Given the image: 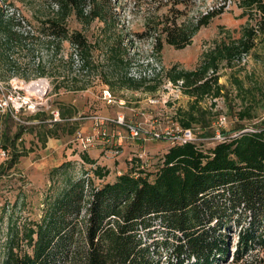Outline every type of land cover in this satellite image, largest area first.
<instances>
[{
    "label": "rangeland",
    "instance_id": "obj_1",
    "mask_svg": "<svg viewBox=\"0 0 264 264\" xmlns=\"http://www.w3.org/2000/svg\"><path fill=\"white\" fill-rule=\"evenodd\" d=\"M50 9V0H0V42L7 39L9 44L0 47V99H7L13 117L9 136L21 129L15 144L23 153L10 166L9 153L0 149V215L4 209L6 213L13 209L19 220L38 218L45 195L60 190L67 176L76 178L88 172L93 177L92 169L99 165L109 173L102 179L93 178L94 183L112 181L127 170L134 156L151 169L171 140L182 137L174 113L188 109L194 101L184 92L183 83L175 86L168 80L170 67L193 69L204 53L236 41L243 27L253 21L242 14L238 0H120L109 25L99 20L87 24L74 15L69 18L70 27L80 30L90 45L85 62L80 49L67 41L56 46L35 38L37 19ZM208 12L218 14L184 48L167 44L158 33L163 48L154 50L157 35L153 28L159 23L195 22ZM39 62L44 63V76H39ZM213 70L207 76L217 75L220 95L206 94L198 106L210 113L216 137L206 136L199 125L190 130L192 140L205 148L221 140V132L230 131L234 124L264 120V36L257 38L249 53L231 63L219 59ZM124 76L144 77L145 89L123 84L120 78ZM155 84L154 92L147 90ZM247 106L255 117L239 120L238 111ZM71 107V115L61 113ZM129 125L137 128L136 134ZM83 154L94 162L88 163ZM67 162L71 164L66 172L63 168L65 174L59 171L49 179L54 168ZM246 218L239 224L232 218L226 221L221 232L228 247L212 264H233L237 234ZM5 226L4 217L0 219V244ZM154 235L161 238L162 230ZM258 263L245 255L237 264Z\"/></svg>",
    "mask_w": 264,
    "mask_h": 264
},
{
    "label": "trees",
    "instance_id": "obj_2",
    "mask_svg": "<svg viewBox=\"0 0 264 264\" xmlns=\"http://www.w3.org/2000/svg\"><path fill=\"white\" fill-rule=\"evenodd\" d=\"M119 2L50 0V11L37 19L35 38L56 46L67 41L80 49L86 62L90 45L80 30L70 27L69 18L74 15L87 24L99 20L109 25ZM238 6L253 21L243 27L236 41L204 53L193 69L174 64L167 72L168 80L174 85L181 81L184 92L194 100L188 109H177L173 115L181 131L199 125L206 136L216 137L210 113L198 106L206 94L217 97L222 88L217 75L207 73L217 68L219 59L229 63L240 59L264 36V0H238ZM215 14L208 12L189 23H159L153 28L157 35L154 50L163 48L158 33L167 44L184 48ZM0 47H9L8 40L0 42ZM43 64L38 63L39 76L46 74ZM120 80L134 89H145L144 77ZM105 82L109 83L108 78ZM146 88L154 92L158 85ZM251 110L247 106L238 111L239 120L254 118ZM61 113L71 115L74 110L71 107ZM10 121L13 117L8 111L0 113V149L9 153L11 166L23 153L15 144L21 129L9 136ZM221 133L223 138L207 148L193 140H171L151 169L134 156L128 160L127 170L112 181L94 183L93 178L102 179L109 173L99 165L92 169L93 177L88 172L76 178L67 176L60 190L45 195L38 218L19 220L13 209L7 213L4 209L0 215L1 221L6 218L0 264H212L228 247L221 232L226 221L232 218L239 224L245 216L233 264L245 255L264 264V120L234 124ZM83 158L94 162L85 154ZM70 164L54 168L49 179L59 171L65 174ZM159 230L161 238L154 235Z\"/></svg>",
    "mask_w": 264,
    "mask_h": 264
},
{
    "label": "built area",
    "instance_id": "obj_3",
    "mask_svg": "<svg viewBox=\"0 0 264 264\" xmlns=\"http://www.w3.org/2000/svg\"><path fill=\"white\" fill-rule=\"evenodd\" d=\"M181 83H182L181 81H178L177 84H175V86L176 85L180 86L178 84H181ZM105 94H108V91H105ZM0 109L4 110V111H6L8 109L7 111H9L11 113V110L9 109V106H8L7 99H5V98L0 99ZM128 128L133 132L132 134H134V133L136 134L137 133V128L136 127L134 128V127L129 125ZM181 135H182V137H179V138L174 137L173 139H177V140H181V141H186V140H192L193 139L191 137V132L188 129L183 130ZM4 154H5V152L2 151V155H4Z\"/></svg>",
    "mask_w": 264,
    "mask_h": 264
}]
</instances>
